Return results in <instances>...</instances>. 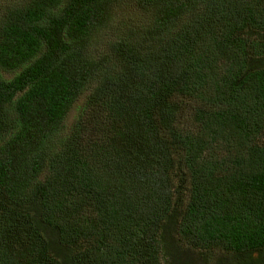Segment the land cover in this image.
Listing matches in <instances>:
<instances>
[{"label":"trees","instance_id":"trees-1","mask_svg":"<svg viewBox=\"0 0 264 264\" xmlns=\"http://www.w3.org/2000/svg\"><path fill=\"white\" fill-rule=\"evenodd\" d=\"M0 5V264H264V0Z\"/></svg>","mask_w":264,"mask_h":264},{"label":"rangeland","instance_id":"rangeland-1","mask_svg":"<svg viewBox=\"0 0 264 264\" xmlns=\"http://www.w3.org/2000/svg\"><path fill=\"white\" fill-rule=\"evenodd\" d=\"M16 1V0H15ZM12 0V2H15ZM3 5H0V8L2 7ZM73 114L77 113L75 110L72 112Z\"/></svg>","mask_w":264,"mask_h":264}]
</instances>
